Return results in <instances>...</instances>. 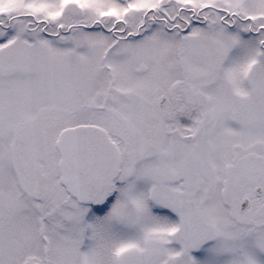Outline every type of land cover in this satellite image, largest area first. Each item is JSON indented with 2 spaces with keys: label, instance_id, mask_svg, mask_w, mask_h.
Instances as JSON below:
<instances>
[{
  "label": "snow or ice",
  "instance_id": "1",
  "mask_svg": "<svg viewBox=\"0 0 264 264\" xmlns=\"http://www.w3.org/2000/svg\"><path fill=\"white\" fill-rule=\"evenodd\" d=\"M0 264H264V0H0Z\"/></svg>",
  "mask_w": 264,
  "mask_h": 264
}]
</instances>
